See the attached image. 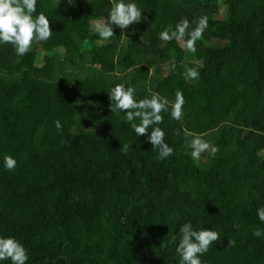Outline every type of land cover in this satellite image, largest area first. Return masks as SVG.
<instances>
[{
  "label": "trees",
  "instance_id": "obj_1",
  "mask_svg": "<svg viewBox=\"0 0 264 264\" xmlns=\"http://www.w3.org/2000/svg\"><path fill=\"white\" fill-rule=\"evenodd\" d=\"M125 2L143 19L113 26L109 40L91 29L113 0H37L51 38L24 56L0 44V237L23 245L26 264H179L171 238L191 222L220 234L202 264H264V235H253L264 230V0H240L239 19L217 16L221 0ZM201 16L208 27L195 53L159 39ZM191 67L199 78L186 80ZM116 84L137 100L183 92V118L166 111L158 125L173 155L159 159L150 132L138 137L111 112ZM185 130L219 152L194 161Z\"/></svg>",
  "mask_w": 264,
  "mask_h": 264
},
{
  "label": "clouds",
  "instance_id": "obj_2",
  "mask_svg": "<svg viewBox=\"0 0 264 264\" xmlns=\"http://www.w3.org/2000/svg\"><path fill=\"white\" fill-rule=\"evenodd\" d=\"M67 2L71 5L74 0H67ZM36 5L37 0H0V44H11L18 56H24L30 52L34 42H46L52 36L49 18L43 12L35 15ZM142 19V11L136 3L113 0L107 21H94L91 30L102 40H109L115 36L113 26L123 30L132 24L139 23ZM190 27L189 20L182 19L174 28L169 25L161 31L159 39L164 42L175 40L186 51L195 53L196 42L202 39L208 27V17H199L195 27L189 30ZM175 68L176 62L173 59L171 69L175 70ZM183 75L186 80L199 78V72L194 67L187 68ZM108 97L111 101V112L124 113L126 121L138 137L150 132L148 141L152 149L158 150L159 159L163 160L173 155L174 150L165 143V132L158 125L163 123L162 113L166 111L174 120L179 121L183 118V106L186 100L181 90L175 92L174 100L162 97L158 93L152 94L150 98L137 100L134 87L116 84L108 91ZM55 126L58 130L62 128L59 120L55 121ZM175 134L179 136L180 130H176ZM185 140V146L191 149L190 156L194 161H199L204 153L215 156L219 152V148L210 141L203 139L201 135L188 133L186 130ZM129 147L125 143L121 145L120 151L126 154ZM3 166L6 170L13 171L17 161L11 155H5ZM257 216L261 222H264V207L257 209ZM253 235L260 237L264 235V230L257 228ZM219 240L220 234L217 231L205 228L194 230L191 222H187L180 227L179 237L171 238V243L177 245L175 252L179 257V264H202L200 257ZM228 246H235V240L228 239ZM5 260L11 261V264H26L28 260L27 250L13 237H0V261Z\"/></svg>",
  "mask_w": 264,
  "mask_h": 264
},
{
  "label": "rangeland",
  "instance_id": "obj_3",
  "mask_svg": "<svg viewBox=\"0 0 264 264\" xmlns=\"http://www.w3.org/2000/svg\"><path fill=\"white\" fill-rule=\"evenodd\" d=\"M240 0H221L217 7L216 14L219 18L239 19L243 17V10L239 3ZM154 69L151 70V73Z\"/></svg>",
  "mask_w": 264,
  "mask_h": 264
}]
</instances>
